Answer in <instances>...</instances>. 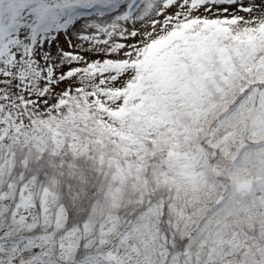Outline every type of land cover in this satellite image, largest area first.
<instances>
[{
	"label": "snow or ice",
	"instance_id": "1",
	"mask_svg": "<svg viewBox=\"0 0 264 264\" xmlns=\"http://www.w3.org/2000/svg\"><path fill=\"white\" fill-rule=\"evenodd\" d=\"M0 264H264V0H0Z\"/></svg>",
	"mask_w": 264,
	"mask_h": 264
}]
</instances>
